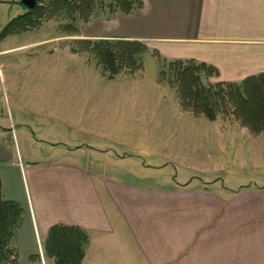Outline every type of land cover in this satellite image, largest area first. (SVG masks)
<instances>
[{
    "label": "crops",
    "instance_id": "0c3cea01",
    "mask_svg": "<svg viewBox=\"0 0 264 264\" xmlns=\"http://www.w3.org/2000/svg\"><path fill=\"white\" fill-rule=\"evenodd\" d=\"M92 16L81 24L80 40L140 41L157 63L213 66L214 82L241 83L264 73V0H143L128 14ZM37 31L0 39L1 98L2 88L16 91L23 60L77 56L98 69L60 35L20 39ZM73 110L79 112L20 104L8 120L0 113L2 196L25 211L12 240L16 264H57L43 247L55 224L87 232L81 264H264L262 175L237 183L211 173L196 176L199 182L148 184L144 172L165 164H150L141 149L119 152L118 125L67 119ZM235 124L254 145V159L264 160V131ZM255 169L264 175V164Z\"/></svg>",
    "mask_w": 264,
    "mask_h": 264
},
{
    "label": "rangeland",
    "instance_id": "374dc122",
    "mask_svg": "<svg viewBox=\"0 0 264 264\" xmlns=\"http://www.w3.org/2000/svg\"><path fill=\"white\" fill-rule=\"evenodd\" d=\"M102 1V6L95 12L107 9L109 0ZM21 2L0 0V29L25 11ZM64 23L66 20L63 18L53 17L45 20L39 31L20 39L30 35L35 38L60 35L71 41L78 40L80 31L69 35L63 30ZM81 24V20L76 22L77 29ZM50 58L20 61L14 85L16 91L2 88V118L8 120L9 111L12 112L16 105L28 104L35 107H77L79 112L74 114L73 110L67 119L86 123L112 122L118 125L119 152L133 153L141 149L140 154L150 164L159 167L165 164L167 167L148 168L144 172L148 184L199 182L197 178L203 179L211 173L217 177H228L235 183L244 180L243 177H264L255 169L263 165L264 160L254 159L255 147L235 124L238 120L235 115L222 111L218 115V120L224 123L221 124L185 110L179 103L176 89L161 76L166 64L162 66V62L157 63L151 56L143 54L142 71L130 73L133 76L128 77L122 73L111 80L99 68L87 66L77 56L64 61ZM90 60L95 63L93 57ZM202 76L205 83H214V79H208L203 73ZM104 164L109 165L107 162ZM184 169L193 175L185 173Z\"/></svg>",
    "mask_w": 264,
    "mask_h": 264
},
{
    "label": "trees",
    "instance_id": "16d2710c",
    "mask_svg": "<svg viewBox=\"0 0 264 264\" xmlns=\"http://www.w3.org/2000/svg\"><path fill=\"white\" fill-rule=\"evenodd\" d=\"M102 0H37L34 8L13 17L0 30V39L39 29L45 20L59 17L66 20L63 30L69 35L77 32L76 22L90 21ZM143 0H109L108 13H131L142 6ZM23 4V3H22ZM73 52H86L95 59L102 74L113 79L121 73L143 70V54L147 46L135 40L100 38L96 40H75ZM163 67L161 76L176 89L181 106L195 115H204L211 121L222 111H230L242 124L253 132L264 131V73L245 79L241 83H205L202 73L209 79L218 75L211 65L196 61L165 60L159 58ZM24 208L16 201L2 196L0 178V264H16L18 251L12 245L24 217ZM89 242L87 232L77 226L55 224L51 226L44 242V252L57 264H81L85 246Z\"/></svg>",
    "mask_w": 264,
    "mask_h": 264
},
{
    "label": "water",
    "instance_id": "95a60500",
    "mask_svg": "<svg viewBox=\"0 0 264 264\" xmlns=\"http://www.w3.org/2000/svg\"><path fill=\"white\" fill-rule=\"evenodd\" d=\"M22 3L27 8H34L37 3V0H22Z\"/></svg>",
    "mask_w": 264,
    "mask_h": 264
},
{
    "label": "built area",
    "instance_id": "2783aa9c",
    "mask_svg": "<svg viewBox=\"0 0 264 264\" xmlns=\"http://www.w3.org/2000/svg\"><path fill=\"white\" fill-rule=\"evenodd\" d=\"M2 67H1V65H0V80H2L1 78H2Z\"/></svg>",
    "mask_w": 264,
    "mask_h": 264
}]
</instances>
